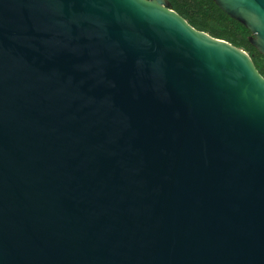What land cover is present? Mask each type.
I'll return each instance as SVG.
<instances>
[{
	"label": "water",
	"instance_id": "95a60500",
	"mask_svg": "<svg viewBox=\"0 0 264 264\" xmlns=\"http://www.w3.org/2000/svg\"><path fill=\"white\" fill-rule=\"evenodd\" d=\"M264 56V0H213ZM0 264H264V78L165 0H0Z\"/></svg>",
	"mask_w": 264,
	"mask_h": 264
},
{
	"label": "trees",
	"instance_id": "16d2710c",
	"mask_svg": "<svg viewBox=\"0 0 264 264\" xmlns=\"http://www.w3.org/2000/svg\"><path fill=\"white\" fill-rule=\"evenodd\" d=\"M170 10L181 16L195 30L228 42L246 52L264 78V56L249 43L250 32L227 16L213 0H165Z\"/></svg>",
	"mask_w": 264,
	"mask_h": 264
}]
</instances>
